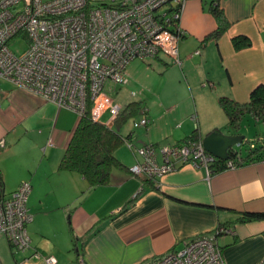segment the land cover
Instances as JSON below:
<instances>
[{
	"label": "crops",
	"instance_id": "obj_1",
	"mask_svg": "<svg viewBox=\"0 0 264 264\" xmlns=\"http://www.w3.org/2000/svg\"><path fill=\"white\" fill-rule=\"evenodd\" d=\"M215 1L228 27L217 39L218 24L210 12ZM177 28L180 64L159 55L127 67L126 92L119 107L142 102L146 127L121 129L134 148L159 150L180 145L192 135L201 140L227 129L218 100L245 104L264 86V0H185ZM243 36L250 46L235 50L232 39ZM199 51L198 54H195ZM102 117H106L102 120ZM100 121L110 125L109 114ZM257 121V119H254ZM78 116L43 102L0 80V177L6 193L28 182L26 230L30 248L13 254L0 236V264H145L199 235L223 226L231 231L217 240L225 264H258L264 258V221L240 222L245 214L264 213V158L234 169L184 164L160 178L135 177L130 169L141 158L124 143L115 152L125 170H113L109 185L89 189L78 174L59 170ZM242 156H245V154Z\"/></svg>",
	"mask_w": 264,
	"mask_h": 264
},
{
	"label": "built area",
	"instance_id": "obj_2",
	"mask_svg": "<svg viewBox=\"0 0 264 264\" xmlns=\"http://www.w3.org/2000/svg\"><path fill=\"white\" fill-rule=\"evenodd\" d=\"M184 1L0 0V80L78 117L84 115L88 102L93 121H100L107 112L111 123L121 107L113 103L110 88L125 83L131 62L163 55L180 64L178 43L183 32L177 24L172 27L171 20H179ZM177 7L178 12H173ZM18 40L26 42L27 48L16 55L9 46ZM147 124L148 119L142 116L133 128ZM126 145L142 160L130 169L135 177L160 178L184 164L209 172L216 160L204 150L201 140L161 148V164L152 146ZM238 147L233 148L236 154L240 153ZM237 166L230 158L226 160V169ZM30 191L28 182L11 193L0 186V236L16 255L30 248L26 230L32 221L27 208ZM229 233L220 226L212 235L196 236L145 264H225L217 240ZM33 257L44 264H56L53 257L38 253ZM30 260L22 258L18 264ZM77 264H83L82 260ZM258 264H264V258Z\"/></svg>",
	"mask_w": 264,
	"mask_h": 264
},
{
	"label": "trees",
	"instance_id": "obj_3",
	"mask_svg": "<svg viewBox=\"0 0 264 264\" xmlns=\"http://www.w3.org/2000/svg\"><path fill=\"white\" fill-rule=\"evenodd\" d=\"M173 12H178V7ZM210 12L218 24L217 30L213 34V38L217 39L228 27V23L215 1L210 5ZM171 21L172 27H176L178 20ZM232 45L235 50H241L249 47L250 41L239 36L232 39ZM218 103L227 118L229 131L239 133L242 122L247 117L264 121V86L256 87L250 93L249 100L245 104H237L228 97L219 98ZM142 111L144 112L142 102L126 104L120 108L118 115L108 125L91 119L90 105L87 102L86 111L83 116L78 117L77 126L61 158L59 170L80 175L86 181L89 189L109 185L113 170H125V167L115 157L117 149L127 142V139L120 135V130L130 119L133 120ZM188 140L200 141L201 139L197 135H192ZM245 143V156H242L239 148L240 153L236 154L233 149L228 152L229 158L236 165L264 158V138H257L256 144H249L248 141ZM252 144H254V148L251 149ZM212 166L217 167L216 171L225 170L226 161L215 160ZM146 179L154 178L147 177ZM0 186L2 187L1 177ZM239 221L245 223L264 221V213L245 214Z\"/></svg>",
	"mask_w": 264,
	"mask_h": 264
},
{
	"label": "rangeland",
	"instance_id": "obj_4",
	"mask_svg": "<svg viewBox=\"0 0 264 264\" xmlns=\"http://www.w3.org/2000/svg\"><path fill=\"white\" fill-rule=\"evenodd\" d=\"M10 50L16 54L19 55L21 53H23L26 48H27V44L26 42H24L23 40H18L16 42H13L12 44H10L9 46ZM116 103L121 104L123 103V101H125V95L126 92L123 91L121 89L120 91V87H115V88H110V94H109ZM106 117H102V120H105ZM132 123L133 120L130 119L123 127L122 129H128L130 127H132ZM240 134L243 135L245 137V141L243 143L240 144V147H238L241 150V153L244 155L245 154V142L248 141L249 144L250 143H257V138L261 137L264 138V123H262L261 121H257L254 120L252 117H247L243 120L242 122V126H241V130H240ZM6 252L7 254H9L11 261L14 263V260L12 258L11 252L8 248V246H6Z\"/></svg>",
	"mask_w": 264,
	"mask_h": 264
},
{
	"label": "water",
	"instance_id": "obj_5",
	"mask_svg": "<svg viewBox=\"0 0 264 264\" xmlns=\"http://www.w3.org/2000/svg\"><path fill=\"white\" fill-rule=\"evenodd\" d=\"M245 137L241 134L226 135L219 131L207 134L202 140L204 150L216 160L226 161L229 158L228 152L240 145Z\"/></svg>",
	"mask_w": 264,
	"mask_h": 264
}]
</instances>
